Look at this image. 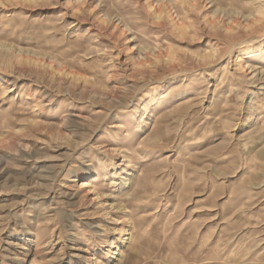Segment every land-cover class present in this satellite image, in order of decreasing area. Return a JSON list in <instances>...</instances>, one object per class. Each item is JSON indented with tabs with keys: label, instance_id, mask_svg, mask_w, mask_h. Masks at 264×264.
Listing matches in <instances>:
<instances>
[{
	"label": "rangeland",
	"instance_id": "1",
	"mask_svg": "<svg viewBox=\"0 0 264 264\" xmlns=\"http://www.w3.org/2000/svg\"><path fill=\"white\" fill-rule=\"evenodd\" d=\"M0 264H264V0H0Z\"/></svg>",
	"mask_w": 264,
	"mask_h": 264
}]
</instances>
